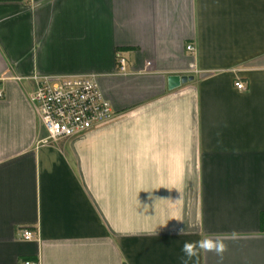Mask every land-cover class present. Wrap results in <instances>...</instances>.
Wrapping results in <instances>:
<instances>
[{
  "label": "crops",
  "instance_id": "obj_1",
  "mask_svg": "<svg viewBox=\"0 0 264 264\" xmlns=\"http://www.w3.org/2000/svg\"><path fill=\"white\" fill-rule=\"evenodd\" d=\"M72 74L116 116L44 142L33 77ZM0 91V264H264V0H0Z\"/></svg>",
  "mask_w": 264,
  "mask_h": 264
},
{
  "label": "built area",
  "instance_id": "obj_2",
  "mask_svg": "<svg viewBox=\"0 0 264 264\" xmlns=\"http://www.w3.org/2000/svg\"><path fill=\"white\" fill-rule=\"evenodd\" d=\"M188 50L193 51V46L188 45ZM118 63L120 72L125 73V58L119 56ZM33 78L37 88L30 99L48 132L44 142L83 134L116 116V110L103 94L95 74L35 75ZM235 85L240 90L246 89L241 81ZM3 96L0 91V98ZM20 232L24 240L35 237L31 229Z\"/></svg>",
  "mask_w": 264,
  "mask_h": 264
},
{
  "label": "clouds",
  "instance_id": "obj_3",
  "mask_svg": "<svg viewBox=\"0 0 264 264\" xmlns=\"http://www.w3.org/2000/svg\"><path fill=\"white\" fill-rule=\"evenodd\" d=\"M183 231L184 228L180 229L178 234H182ZM235 236L236 234L232 233L230 238L234 239ZM228 238L224 234H209L196 241H185L181 248L183 254L180 258L181 264H198L200 256L207 253L215 254L222 262L225 253L228 251V244L226 243Z\"/></svg>",
  "mask_w": 264,
  "mask_h": 264
},
{
  "label": "water",
  "instance_id": "obj_4",
  "mask_svg": "<svg viewBox=\"0 0 264 264\" xmlns=\"http://www.w3.org/2000/svg\"><path fill=\"white\" fill-rule=\"evenodd\" d=\"M193 78V76L171 75L168 77V86L170 89H174L180 86L182 83H186L188 80H192Z\"/></svg>",
  "mask_w": 264,
  "mask_h": 264
}]
</instances>
